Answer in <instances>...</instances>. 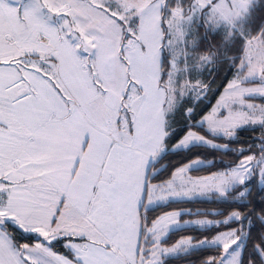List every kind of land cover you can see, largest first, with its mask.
<instances>
[{
    "label": "snow or ice",
    "instance_id": "6c2138e0",
    "mask_svg": "<svg viewBox=\"0 0 264 264\" xmlns=\"http://www.w3.org/2000/svg\"><path fill=\"white\" fill-rule=\"evenodd\" d=\"M178 262L264 264V0H0V264Z\"/></svg>",
    "mask_w": 264,
    "mask_h": 264
},
{
    "label": "trees",
    "instance_id": "16d2710c",
    "mask_svg": "<svg viewBox=\"0 0 264 264\" xmlns=\"http://www.w3.org/2000/svg\"><path fill=\"white\" fill-rule=\"evenodd\" d=\"M226 71H227L226 67L221 68L220 73H219V78L217 79V83H218V84L221 83V82H223V83H225V84L227 83V81L224 80V76H225ZM230 78H231V77L229 76V79H230ZM221 90H222V89H221ZM213 103H214V101H213ZM248 135H250V133H245V134L243 135L242 139H246ZM178 264H179V262H178Z\"/></svg>",
    "mask_w": 264,
    "mask_h": 264
}]
</instances>
